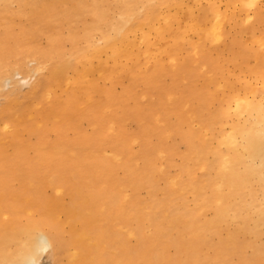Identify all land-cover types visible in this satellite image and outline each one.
<instances>
[{"label":"bare ground","instance_id":"6f19581e","mask_svg":"<svg viewBox=\"0 0 264 264\" xmlns=\"http://www.w3.org/2000/svg\"><path fill=\"white\" fill-rule=\"evenodd\" d=\"M17 73L25 75V93ZM80 108L93 109L98 132L81 130L74 114ZM72 124L77 138L65 132ZM0 127V163L31 134L44 139L49 127L68 139L56 146L74 160L52 163L68 181L59 192L72 189L95 204L78 233L82 241L108 239L92 235L96 223L136 219L131 199L138 202L154 166L169 185L162 197L169 190L205 192L202 206L212 219L176 223L166 209L170 223L182 225L171 240L148 200L141 217L153 228L136 247L114 249V264H264V0H0ZM126 140L140 142L142 162L133 170ZM78 141L88 148L98 143L110 164L83 168ZM8 167L25 175L17 163ZM107 184L130 188L129 204L115 209ZM217 223L233 227L214 244L204 230ZM6 228L0 253L4 237L16 236ZM26 228L24 250L7 256L11 264H43L45 252L54 261L58 238ZM170 245L174 255L167 253ZM89 264H102L101 257Z\"/></svg>","mask_w":264,"mask_h":264},{"label":"rangeland","instance_id":"374dc122","mask_svg":"<svg viewBox=\"0 0 264 264\" xmlns=\"http://www.w3.org/2000/svg\"><path fill=\"white\" fill-rule=\"evenodd\" d=\"M243 38L246 39V35H243ZM44 39L41 37V40ZM16 76L15 79H20L21 92L25 93L29 90L25 75L17 73ZM129 99V104H135V96H130ZM119 108L121 109V107ZM74 114L77 115V124L80 125L84 133L93 134L98 132L94 124L90 122V119H93V109L87 108L83 111L80 108ZM50 118L55 119L54 116H50ZM130 124L131 127H135L137 123L132 121ZM153 124L154 122L150 120L146 126L151 128ZM4 132V128L0 127V135ZM65 132L75 138L78 137L76 124H72V127ZM37 135V133L31 134L25 142L23 141L20 149L11 148L6 156L7 161L0 163V228L3 223H9L3 226L4 228L7 227L5 231L8 233L16 232L15 239L7 235L4 237V239L8 238L3 243L0 253V264H11L7 256L11 258L16 253L19 254L24 250L23 243L28 236L29 230V228L27 230L26 226H31L34 229L33 231L39 228L48 229L58 238V243L62 245V248L58 249L54 261H52L53 257L50 256L51 252H45L41 260L43 264H89V262L94 263L98 255L101 257L102 264H114L112 258L114 249L127 244L133 248L136 247L138 240H143L145 234L153 228L151 221L147 220L145 216L141 217V214L145 211L143 205L149 203L147 201L150 199L154 207V218L166 230V238L170 240L179 236L182 225L171 224L165 216L166 209L173 218L177 219L174 220L176 223H178L179 219L196 218L201 222L202 219H212L214 217L211 210L202 206L204 191L202 194L199 193L194 196L187 190L182 192L169 190L164 196L167 197L166 204L162 194L169 185L167 179L160 176V167L154 166L152 176L149 179L150 184L147 185V182L144 181L139 189L138 197L140 198L138 202L131 199L130 204L133 205L132 209L136 214V219L127 220L124 224H120L118 220L110 224L103 223L104 225L96 223L89 231L99 239L103 235H108V239L104 238L100 245L94 244L95 241L94 243L82 241L78 233L80 234L81 228L90 222L87 214L91 212L92 205L95 204L92 201H90V204L80 201L72 189L68 193L59 192L58 189L60 188L65 191L68 190V181L52 163V161L61 162L64 159L69 162L74 160V156L68 151L58 150L56 146V143L63 144L68 139L61 141L59 129L54 127H49L44 139H39ZM152 136H154V142H160L158 135L153 134ZM46 139L47 141H43ZM33 141L36 145L30 146L29 143ZM51 144L53 145L50 146ZM87 146L88 143H81L80 141L76 143V150L82 153L83 162H81L84 163L83 168L87 169V165H91L89 163L101 164L107 162V164H110L108 155L100 152L98 143L89 148ZM126 150L131 152V158L126 165L133 170L142 162L140 142L134 141L132 145L127 143ZM180 160L179 156L175 157L176 164ZM16 163L21 166L20 169L26 171L25 175H22L19 171L10 170L8 165ZM175 172L176 170L172 169L169 175ZM194 176L204 177L201 172L197 171ZM106 190L115 209L119 208L120 204H129L126 195L132 192L130 188L121 190L107 184ZM241 193L245 196H250L247 192ZM232 227L233 225L230 224L217 223L216 226H207L204 232L210 241L218 244L223 239H227V235L230 233L228 229ZM4 228H1L0 231ZM87 228L89 229V227ZM128 229L135 233L131 235ZM261 232H264V230ZM241 238L244 239L243 237ZM260 238L264 239V234H261ZM175 252V247L170 245L167 250L168 255H174ZM76 253L83 255L85 260H78V257L74 256Z\"/></svg>","mask_w":264,"mask_h":264}]
</instances>
